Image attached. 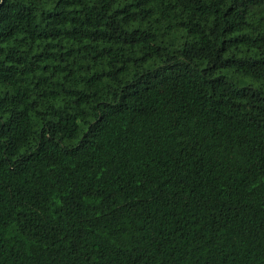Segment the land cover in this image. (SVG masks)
I'll return each mask as SVG.
<instances>
[{"label":"trees","instance_id":"trees-1","mask_svg":"<svg viewBox=\"0 0 264 264\" xmlns=\"http://www.w3.org/2000/svg\"><path fill=\"white\" fill-rule=\"evenodd\" d=\"M0 264H264V0H0Z\"/></svg>","mask_w":264,"mask_h":264}]
</instances>
